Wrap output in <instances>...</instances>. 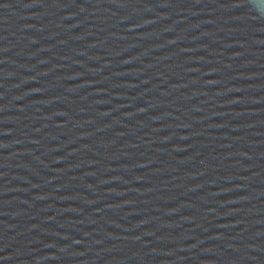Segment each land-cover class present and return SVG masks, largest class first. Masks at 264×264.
Instances as JSON below:
<instances>
[{
	"label": "water",
	"instance_id": "obj_1",
	"mask_svg": "<svg viewBox=\"0 0 264 264\" xmlns=\"http://www.w3.org/2000/svg\"><path fill=\"white\" fill-rule=\"evenodd\" d=\"M0 264H264V0H0Z\"/></svg>",
	"mask_w": 264,
	"mask_h": 264
}]
</instances>
